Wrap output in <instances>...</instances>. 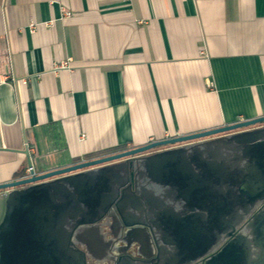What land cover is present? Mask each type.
<instances>
[{
  "label": "crops",
  "instance_id": "crops-1",
  "mask_svg": "<svg viewBox=\"0 0 264 264\" xmlns=\"http://www.w3.org/2000/svg\"><path fill=\"white\" fill-rule=\"evenodd\" d=\"M0 53V183L264 115V0H0Z\"/></svg>",
  "mask_w": 264,
  "mask_h": 264
},
{
  "label": "water",
  "instance_id": "water-1",
  "mask_svg": "<svg viewBox=\"0 0 264 264\" xmlns=\"http://www.w3.org/2000/svg\"><path fill=\"white\" fill-rule=\"evenodd\" d=\"M228 143L246 145L244 155L237 156L241 162L248 159L246 166L231 172L230 163L206 159L203 161L202 179L193 178L189 183L195 186L202 181V199L206 201L215 198L212 188L216 182H245L240 192L235 194L239 199L236 214L240 217L251 215L255 223H260L264 219V115L151 140L0 183V264H87L85 252L74 243V234L81 227L102 219L113 206H120L119 185L125 187L126 182L118 183L116 179L130 175L126 163L134 159V155L156 150L146 157L151 164H158L182 156L180 151L202 146V156L216 158L211 151H221ZM28 163L33 167L29 154ZM191 197L195 194L191 193ZM131 198L137 211L123 206L126 216L131 219L126 221V228H151L144 217L148 206L135 193ZM231 208L212 204L205 209L214 215L227 213ZM190 213L193 217L202 216L200 207L192 206ZM96 229L99 233L97 226ZM214 260V255L205 258L207 263ZM257 264H264V253Z\"/></svg>",
  "mask_w": 264,
  "mask_h": 264
},
{
  "label": "flooded vegetation",
  "instance_id": "flooded-vegetation-1",
  "mask_svg": "<svg viewBox=\"0 0 264 264\" xmlns=\"http://www.w3.org/2000/svg\"><path fill=\"white\" fill-rule=\"evenodd\" d=\"M245 149V144L228 143L221 151H211L216 158H205L202 146L190 147L180 151L182 156L158 164H151L146 157L156 150L134 155L126 163L130 175L116 179L118 183L126 182L125 187L119 185L120 206H113L102 219L74 234V243L85 252L86 263L257 264L264 253V219L255 223L251 215L236 214V193L240 190L219 185L212 188L215 198L203 201V187L189 183L193 178L202 179L204 160L234 162ZM134 193L148 206L144 217L151 228L128 230L125 226L131 219L123 206L137 211L131 198ZM212 204L232 208L226 209L227 213L210 215L205 208ZM192 206L201 208V217L190 216ZM208 255H214L215 262L207 263Z\"/></svg>",
  "mask_w": 264,
  "mask_h": 264
},
{
  "label": "built area",
  "instance_id": "built-area-1",
  "mask_svg": "<svg viewBox=\"0 0 264 264\" xmlns=\"http://www.w3.org/2000/svg\"><path fill=\"white\" fill-rule=\"evenodd\" d=\"M71 14L72 13L70 11H68L66 8H63V16L64 17L71 16ZM30 26L33 30H35V28L37 27L36 23L33 21L30 23ZM3 61H7V63H8V58L6 55H2L0 53V65L2 64ZM71 65H72L71 60H68L62 64L63 67L71 66ZM27 82H28L27 78H16V77L12 76L10 73H3L0 75V84H11L13 86H18L19 84H23V83L26 84ZM28 149L30 150L31 148L28 147ZM27 172L28 173L24 176H30L31 174L36 172L34 169V166L28 167Z\"/></svg>",
  "mask_w": 264,
  "mask_h": 264
}]
</instances>
